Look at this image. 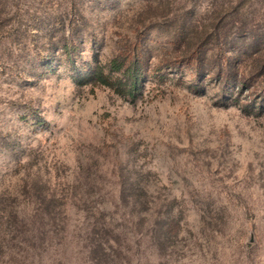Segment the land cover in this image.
<instances>
[{
    "label": "rangeland",
    "instance_id": "obj_1",
    "mask_svg": "<svg viewBox=\"0 0 264 264\" xmlns=\"http://www.w3.org/2000/svg\"><path fill=\"white\" fill-rule=\"evenodd\" d=\"M0 264H264V0H0Z\"/></svg>",
    "mask_w": 264,
    "mask_h": 264
},
{
    "label": "trees",
    "instance_id": "obj_2",
    "mask_svg": "<svg viewBox=\"0 0 264 264\" xmlns=\"http://www.w3.org/2000/svg\"><path fill=\"white\" fill-rule=\"evenodd\" d=\"M94 75H96V79L98 80V81H100V82H102L103 84H106V85H109V86H112V84H113V79H112V77L111 76H109V75H106L105 73H104V71H102V70H97L96 72H95V74ZM121 84V83H120Z\"/></svg>",
    "mask_w": 264,
    "mask_h": 264
}]
</instances>
